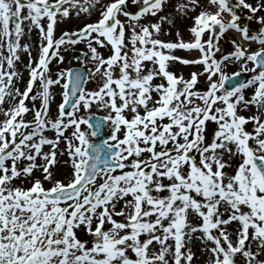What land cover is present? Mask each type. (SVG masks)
I'll return each mask as SVG.
<instances>
[{
    "label": "snow or ice",
    "instance_id": "1",
    "mask_svg": "<svg viewBox=\"0 0 264 264\" xmlns=\"http://www.w3.org/2000/svg\"><path fill=\"white\" fill-rule=\"evenodd\" d=\"M167 6L181 18L200 9L189 40L179 31L174 41L159 38L173 24L160 15ZM93 12L94 22L55 36L58 21ZM260 13L264 0H0V264H192L186 243L196 233L207 264H264ZM33 29L35 58L21 43ZM229 32L237 34L232 49L217 58ZM79 43L87 73L49 76L50 62L62 63L61 52ZM252 43L259 47L249 50ZM176 63L200 70L185 78L169 70ZM230 64L238 65L231 75ZM241 73L250 75L226 86ZM88 79L95 89H85ZM55 85L62 101L52 116ZM93 106L107 113L95 125ZM101 121L108 139L93 143ZM58 155L67 157L63 178L52 171Z\"/></svg>",
    "mask_w": 264,
    "mask_h": 264
},
{
    "label": "rangeland",
    "instance_id": "2",
    "mask_svg": "<svg viewBox=\"0 0 264 264\" xmlns=\"http://www.w3.org/2000/svg\"><path fill=\"white\" fill-rule=\"evenodd\" d=\"M200 9H197L196 12H198ZM196 12H190L188 17H183L181 18L180 16H177L175 14V12L173 11L172 7L167 6L165 7L164 11L162 13H160V15H170L173 18V24L169 25L167 23H164L162 25V32L161 34H163L167 39H173L176 40V32L179 31L182 38L184 40H189L190 39V33L188 32V29L191 27L193 21L191 19L192 16H194L196 14ZM261 15H264V13H260ZM242 18H241V24H248V26L250 27L252 32H256L259 29V25L255 22V20L252 21H247L243 18V15L241 14ZM82 23L80 22H74L72 20V18H67L66 20L63 21H58L56 27H55V36L59 37L60 36V32L63 29H72V28H76L78 29L81 26ZM171 33V35H169L168 33ZM167 33V34H165ZM27 36V37H25ZM25 36L21 39V43H28L31 45V52H32V57L35 58L37 56V47H38V43H39V37H38V31L36 29H33V31L29 34L27 33V30H25ZM207 38V37H206ZM205 38V39H206ZM231 38H237L233 32L227 33L226 36L224 37L223 41L226 45L229 46L230 49H232V45L228 42ZM33 39V40H32ZM239 42V41H238ZM223 43V44H224ZM259 45H254L251 44V48L249 50H254L256 48H258ZM86 49L87 52V47L85 44L81 45L78 47V49L76 48L75 50L73 49V47H69L67 48L65 51H62L61 54L64 55L65 59L62 63H57L55 59H53L50 62L49 65V73L48 75L51 76L53 79H55L56 73L58 71H62L67 70V66L70 65H79V64H83L87 69H90L92 67L91 63L88 62L87 57L84 59V61L82 63L77 62L75 60V58L80 55L82 53V50ZM226 48H224L225 50ZM101 51L104 54H107V49H101ZM6 54V53H5ZM177 55V54H176ZM28 60V56L26 53L21 52L20 53V61L17 63V69L22 73V77L23 79H21L18 83V86L20 87L21 90H23L24 88V84L25 81L28 78V73L27 70L24 69L23 65L25 63H27ZM175 65H177V67H180L185 69L183 73L185 78H188V74L190 72V70H192V68H184L181 65L179 66L177 63L171 65L170 67H174ZM177 69V68H176ZM178 71V70H177ZM225 71H227L230 75L232 71H238V65L236 64H230L228 65V67L225 69ZM247 75V77L250 75V73H245ZM204 77V76H203ZM205 78V77H204ZM95 82V83H93ZM203 82L205 83V79L203 80ZM61 83H63V81H61ZM97 86V80L96 79H89V82L87 84V90H91V89H95ZM199 90L203 91L205 90V87L203 86V84L201 82L198 83ZM52 96H51V100H50V115L55 116L56 114V106L62 101V95H61V91L62 88L59 85H55L52 86V88L50 89ZM57 91V92H56ZM252 89H248L245 92V95L248 96L251 93ZM55 94V96H53V94ZM58 94V95H57ZM57 95V96H56ZM26 103L29 104V106H31V102L30 101H26ZM8 105L5 104L4 107H7ZM37 107H39V101H37ZM92 113H101L106 115V111L104 110H98L95 106H93ZM244 115H249L251 113L245 112L242 113ZM85 115H88L87 113H85ZM32 115L31 113L27 114L25 116V119H31ZM86 127L84 125H82V128ZM248 129L251 130V124H249ZM71 131V129H69V132ZM209 131H211V127L209 128ZM45 135L51 137L53 135L52 132H46ZM94 137H90V139L92 140ZM60 147L63 148L64 144L63 141L60 144ZM44 151H48L49 150V146H44ZM67 159L66 155L64 156H59L58 155V161H60L59 163H57L56 167L52 169L54 175H56L57 178H63L64 175H66L68 168L67 165L63 164L62 161ZM39 159L37 160V163H39ZM235 163V161H234ZM34 175L36 177H40L41 173L40 172H34ZM45 187H48V183L45 182ZM233 228H235V225L232 226ZM229 231H232V229L230 228ZM200 233H196L193 237V239L190 242L186 243V246L188 248L191 249V251L194 253L193 256V260H192V264H207V260H208V253L206 251H204V242H202L199 239H196V236H199ZM171 242V241H170ZM210 244V242H207ZM171 264V262H170Z\"/></svg>",
    "mask_w": 264,
    "mask_h": 264
},
{
    "label": "flooded vegetation",
    "instance_id": "3",
    "mask_svg": "<svg viewBox=\"0 0 264 264\" xmlns=\"http://www.w3.org/2000/svg\"><path fill=\"white\" fill-rule=\"evenodd\" d=\"M69 18H72V20L74 22H80V23H82L81 25H83V24L88 23V22L89 23L94 22L97 19V13L93 12L92 15L81 14L80 17L72 15ZM72 29L74 30L76 28H72ZM159 38L166 41V37L163 34H160ZM157 82H159V81H157Z\"/></svg>",
    "mask_w": 264,
    "mask_h": 264
},
{
    "label": "water",
    "instance_id": "4",
    "mask_svg": "<svg viewBox=\"0 0 264 264\" xmlns=\"http://www.w3.org/2000/svg\"><path fill=\"white\" fill-rule=\"evenodd\" d=\"M242 80V78H235V81H234V84L235 83H237V82H240ZM98 137H99V140L98 141H96V142H94V143H101L103 140H105V139H107V137L104 135L103 136V134H101L100 132L98 133Z\"/></svg>",
    "mask_w": 264,
    "mask_h": 264
}]
</instances>
